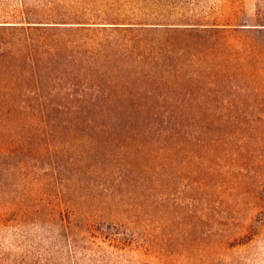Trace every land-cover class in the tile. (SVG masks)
<instances>
[{
    "label": "rangeland",
    "instance_id": "obj_1",
    "mask_svg": "<svg viewBox=\"0 0 264 264\" xmlns=\"http://www.w3.org/2000/svg\"><path fill=\"white\" fill-rule=\"evenodd\" d=\"M182 14L227 24L264 22V0H0V24H5L0 25V47L4 42L31 49L57 44L63 46V55H78L82 64H97L104 72L102 82L109 89L96 102L111 97L108 105L79 104L74 110L49 108L46 113L152 111L233 118L229 126L214 128L211 135L217 140L209 147L193 154L172 148L165 188L155 182L151 208L138 204L146 194L131 185L120 184L117 196L87 182L108 184L111 176L105 175L82 176L74 187L69 180L75 176L66 178L68 187L58 194L49 185V194L28 200L24 212L4 203L16 198L11 192L4 194L0 264H264V31L238 35L245 43L215 58L216 82L197 88L198 106L136 108L132 105H141V97L130 96L123 88L133 70L146 67L123 50L144 40H178L182 35L127 28L138 21L171 20ZM22 67L16 65L14 73L20 84L29 86ZM113 68L124 70L122 78L112 74ZM170 68L177 67L162 64L153 71L170 80L173 70L165 71ZM89 73L96 74L83 67L75 74L82 78ZM21 92L16 85L0 98L8 103L20 97L33 101V92ZM54 93L47 97L56 99ZM7 106L0 105V113L17 111ZM57 133L76 143L63 129ZM206 151L203 159L194 155ZM45 200L47 205L42 204Z\"/></svg>",
    "mask_w": 264,
    "mask_h": 264
},
{
    "label": "trees",
    "instance_id": "obj_2",
    "mask_svg": "<svg viewBox=\"0 0 264 264\" xmlns=\"http://www.w3.org/2000/svg\"><path fill=\"white\" fill-rule=\"evenodd\" d=\"M135 23L127 30H162L182 34L178 40L164 39L154 43L144 40L123 50L146 65L133 70L132 79L123 82L127 94L141 97L142 101L138 102L141 105H132L136 108L181 104L198 106L200 95L197 88L204 83L216 82L219 68L215 66V58L227 56L240 43L244 44L237 39L238 35L264 31V22L227 24L184 14L171 20ZM62 48L57 44L45 49L13 48L8 42L0 47V94L13 92L16 85L23 90L22 95L26 90L33 92L32 102L20 97L15 103H8L9 99L0 98V105L8 104L7 107L17 110L0 113V202L1 196L11 192L16 198L6 199L4 203L9 207L24 212L23 205L28 200L35 201L48 195L49 185L55 186V194L60 193L68 187L64 180L71 176H75L69 180L74 187L82 176L97 179L105 175L111 176L108 184L96 180L87 182L99 191L102 188L117 196L120 184H128V188L131 185L146 194L141 195L138 204L151 208L153 199L150 195L155 182L165 188L163 177L172 148L185 149L193 154L196 149L209 147L210 142L217 140L211 135L214 128L219 125L227 127L232 123L231 116L188 112H98L70 116L46 113L49 108L61 112L67 107L74 110L79 104L94 106L111 102V97H103L96 102L109 89L102 82L104 72H99L97 64H82L80 56L67 52L63 55ZM15 60L18 63H13ZM172 61L178 64L173 65ZM18 64L23 65L24 76L30 79L31 85L17 81L14 69ZM162 64L177 67L165 70H173L170 80L167 75L161 76L153 71ZM82 67L92 68L96 74L76 78V71ZM123 72L113 68L112 74L122 78ZM42 89L46 93H42ZM50 92H55L57 100L47 97ZM30 107H35V111H25ZM62 129L73 137L75 144L57 133ZM205 154L209 152L194 155L203 159ZM48 202L45 200L42 204L47 205ZM57 215L62 218L59 210Z\"/></svg>",
    "mask_w": 264,
    "mask_h": 264
}]
</instances>
